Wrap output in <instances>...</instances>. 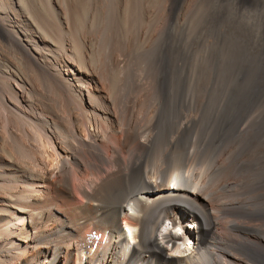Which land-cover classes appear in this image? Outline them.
<instances>
[{
    "label": "bare ground",
    "instance_id": "1",
    "mask_svg": "<svg viewBox=\"0 0 264 264\" xmlns=\"http://www.w3.org/2000/svg\"><path fill=\"white\" fill-rule=\"evenodd\" d=\"M75 13L0 0V264H264L237 204L211 198L174 139L158 153L156 125L110 93L126 59L92 64L88 37L71 36ZM91 233L105 237L93 251Z\"/></svg>",
    "mask_w": 264,
    "mask_h": 264
},
{
    "label": "rangeland",
    "instance_id": "2",
    "mask_svg": "<svg viewBox=\"0 0 264 264\" xmlns=\"http://www.w3.org/2000/svg\"><path fill=\"white\" fill-rule=\"evenodd\" d=\"M62 2L75 6L71 36L88 37L92 64L117 52L126 59L107 88L136 101L137 123L156 125L153 148L162 152L174 139L182 163L211 179V198L235 202L264 239V0ZM164 154L159 165L165 171ZM99 235L87 236L92 251L105 240Z\"/></svg>",
    "mask_w": 264,
    "mask_h": 264
},
{
    "label": "water",
    "instance_id": "3",
    "mask_svg": "<svg viewBox=\"0 0 264 264\" xmlns=\"http://www.w3.org/2000/svg\"><path fill=\"white\" fill-rule=\"evenodd\" d=\"M251 106H252V104H251V103H249V105H247V110H248V109H250V108H251Z\"/></svg>",
    "mask_w": 264,
    "mask_h": 264
},
{
    "label": "clouds",
    "instance_id": "4",
    "mask_svg": "<svg viewBox=\"0 0 264 264\" xmlns=\"http://www.w3.org/2000/svg\"><path fill=\"white\" fill-rule=\"evenodd\" d=\"M176 231H177V232H179V231H180V229H179V228H177V229H176ZM181 247H183V246H181ZM189 247H190V242H189ZM177 254H178V253H177Z\"/></svg>",
    "mask_w": 264,
    "mask_h": 264
}]
</instances>
